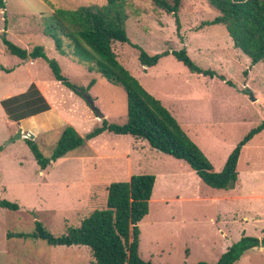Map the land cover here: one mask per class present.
Here are the masks:
<instances>
[{"label": "rangeland", "instance_id": "374dc122", "mask_svg": "<svg viewBox=\"0 0 264 264\" xmlns=\"http://www.w3.org/2000/svg\"><path fill=\"white\" fill-rule=\"evenodd\" d=\"M2 2L0 100L34 84L51 108L32 121V139L25 136L9 141L21 128L17 129L16 121L7 117L0 103V201L18 205L17 209L0 206V264H92L85 246H51L15 234L32 233L38 221L53 235H61L67 227L79 226L92 210L105 207L109 183L139 173L155 176L153 199L139 222L138 252L144 260L153 264L214 263L229 243L243 236H264V129L243 146L237 163L238 171L255 169L259 191L245 192L250 178L241 175L228 194L205 185L183 160L151 148L143 139L108 132L86 139L101 125L102 118L53 78L44 59L12 55L2 36L5 33L7 39L28 51L41 46L57 61L62 74L80 87L94 80L86 94L103 118L122 124L126 121L123 87L60 54L44 29L57 8L101 7L105 0ZM125 2L128 17L124 25L132 43L150 55L184 48L197 66L230 82L216 75L190 72L172 54L145 68L132 45L113 43L118 60L171 112L213 170L220 171L232 148L264 119V63H251L234 47L222 24H204L218 14L207 0H184L178 28L173 15L156 9L151 0ZM68 125L84 143L42 169L28 143L47 158ZM86 180L87 187L79 188L78 183ZM46 200L52 205L46 206ZM7 233L12 236L7 237ZM236 263L264 264V253L251 249Z\"/></svg>", "mask_w": 264, "mask_h": 264}, {"label": "trees", "instance_id": "16d2710c", "mask_svg": "<svg viewBox=\"0 0 264 264\" xmlns=\"http://www.w3.org/2000/svg\"><path fill=\"white\" fill-rule=\"evenodd\" d=\"M126 0H105V5L79 6L76 9L57 8L45 26L46 34L53 40L55 50L73 62L96 71L109 82L123 87L126 94V121L122 124L108 122L102 118L101 125L86 135L93 138L103 132L120 136H133L145 140L148 145L164 154L185 161L200 180L216 189H229L238 179L237 161L242 147L254 135L264 129V119L252 127L227 155L222 169L214 171L198 145L187 135L176 118L149 93L129 70L118 60L113 49L114 42L128 43L138 52L139 63L143 67L156 65L159 59L172 54L190 72L216 75L230 83L223 75L197 66L184 48L164 50L148 54L139 45L130 41L126 30ZM217 15L205 21V25L222 24L235 48L250 58L251 63H264V0H207ZM152 5L173 15L179 27L178 13L184 0H151ZM0 7L3 6L0 0ZM7 51L20 59L42 58L46 61L53 78L72 90L86 102L83 93L90 88L80 87L61 72L55 59L49 58L41 46L30 51L2 36ZM8 118L18 121L50 109L44 96L34 84L19 94L0 100ZM95 114V112L92 110ZM96 116V114H95ZM84 138L72 126H65L49 157H44L34 144L28 143L34 158L42 169L57 159L64 157L74 148L81 146ZM155 176L151 173L133 174L125 181H113L107 186L105 207L92 210L81 219L79 226L67 227L61 235L55 236L40 222L35 221L32 233L15 234L18 237L31 236L45 241L51 246H85L90 251L92 264H153L139 255V222L148 213L149 200ZM0 206L17 209L16 203L1 200ZM12 234L7 233V237ZM264 248L262 238L243 236L232 243L214 263L195 264H235L248 250Z\"/></svg>", "mask_w": 264, "mask_h": 264}, {"label": "crops", "instance_id": "0c3cea01", "mask_svg": "<svg viewBox=\"0 0 264 264\" xmlns=\"http://www.w3.org/2000/svg\"><path fill=\"white\" fill-rule=\"evenodd\" d=\"M30 62H32V61H30ZM145 68H149V67H145ZM6 95H8V94H6ZM51 108V107H50ZM49 110V109H48ZM45 112H47V110L46 111H43V112H40V113H45ZM171 113V112H170ZM39 114V113H38ZM37 117V114H35V115H31V116H29V117H25V118H22V119H20V120H18V121H16V125H17V129L18 128H21V130L23 129V130H25V131H30L31 129H33V125H32V121L35 119ZM29 122V123H31V125H26L25 124V122ZM217 143V142H216ZM247 144V143H246ZM245 144V145H246ZM242 149H243V147H242ZM241 149V150H242ZM241 151H240V155H239V157L241 156ZM174 158V157H173ZM176 159V158H175ZM239 159V158H238ZM185 162V161H184ZM186 163V162H185ZM237 163H238V161H237ZM187 164V163H186ZM224 164V163H223ZM188 165V164H187ZM189 166V165H188ZM194 171V170H193ZM238 171V170H237ZM261 171H263V170H261ZM257 172L255 171V169H248V170H243V171H238V177L240 178V176L242 175V177H247V178H250V181L248 182V183H246L245 185H244V191L245 192H247V191H251V190H256V191H259V188H258V186L256 185V183H255V181H254V176H255V174H256ZM196 174V173H195ZM200 179V178H199ZM238 180V179H237ZM237 182V181H236ZM89 182L86 180L84 183H82V182H80V183H78V186H79V188L81 187L82 188V186H86L87 187V184H88ZM262 183V182H261ZM154 184H155V181H154ZM236 184V183H235ZM235 184H234V186L232 187V188H229V189H224V190H226V191H224V193H226V194H228L229 192H233V190H234V188H235ZM79 188H78V190H79ZM153 188H154V185H153ZM261 188H263V183L261 184ZM216 189V188H215ZM82 191H84V188H83V190ZM262 191V190H261ZM152 192H153V189H152ZM106 195H107V190H106ZM151 197H152V194H151ZM150 197V200H152L153 198H151ZM231 197H233V195H231ZM78 200V199H77ZM79 200H80V198H79ZM81 200H82V198H81ZM149 200V201H150ZM47 202H44V203H46L47 205L46 206H48V205H52L51 203H50V200H46ZM106 202V201H105ZM152 202V201H151ZM142 220V219H141ZM140 220V221H141ZM139 227H140V224H139ZM140 229V228H139ZM141 232V231H140ZM230 245H231V243H229ZM229 245V246H230ZM228 246V247H229ZM227 247V248H228ZM226 248V249H227ZM252 249H257V251H258V253H260V254H262V253H264V248L263 247H254V248H252ZM251 250V249H250ZM250 250H248V251H250ZM247 251V252H248ZM246 252V253H247ZM246 253H244V255L246 254ZM222 254V253H221ZM244 255H242V257L244 256ZM240 260V259H239ZM238 260V261H239ZM237 261V262H238ZM235 264H238V263H235Z\"/></svg>", "mask_w": 264, "mask_h": 264}, {"label": "water", "instance_id": "95a60500", "mask_svg": "<svg viewBox=\"0 0 264 264\" xmlns=\"http://www.w3.org/2000/svg\"><path fill=\"white\" fill-rule=\"evenodd\" d=\"M83 96L86 102L88 103V105L90 106V108L95 112L96 116L98 118H103V114L99 111V109L95 107L90 96L86 93H83ZM25 136H28L29 139H32L34 137V134L30 131H22L21 129H19L16 131V134L9 141H14L16 139H20L21 137H25Z\"/></svg>", "mask_w": 264, "mask_h": 264}]
</instances>
